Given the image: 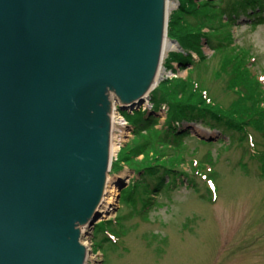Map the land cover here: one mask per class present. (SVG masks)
Here are the masks:
<instances>
[{
  "label": "water",
  "instance_id": "1",
  "mask_svg": "<svg viewBox=\"0 0 264 264\" xmlns=\"http://www.w3.org/2000/svg\"><path fill=\"white\" fill-rule=\"evenodd\" d=\"M167 1L0 0V264H84L80 226L101 217L110 168L108 94L122 110L149 99Z\"/></svg>",
  "mask_w": 264,
  "mask_h": 264
},
{
  "label": "rangeland",
  "instance_id": "2",
  "mask_svg": "<svg viewBox=\"0 0 264 264\" xmlns=\"http://www.w3.org/2000/svg\"><path fill=\"white\" fill-rule=\"evenodd\" d=\"M210 1L208 13L213 21L208 19L202 30L217 29L220 38L231 33L230 45L247 49L251 58H256H250L249 65H253V71L259 76H264V22H254L257 18L254 14L259 11L257 7H238L237 14L229 15L225 13L229 0ZM234 1L237 0H230ZM171 2L175 21L174 13L180 9L181 2ZM205 2L197 0L198 5ZM215 9L222 11L223 24L217 25L213 15ZM183 16L193 25L200 23L193 13L185 12ZM177 27L175 23L174 28ZM202 50L206 60L192 52L195 64L186 61L188 52L184 49L166 53L161 81L195 79L210 95L227 105L232 94L227 93L225 81L215 75L223 58L222 52L214 51L205 41ZM150 99L152 101V96ZM113 103L114 95L110 92L107 98L109 117ZM154 107L151 113L148 111L150 104L140 107L150 121L143 126L130 121L133 116H138L137 111L128 110L131 117L120 114L123 125L117 126L114 134L121 135L123 130L129 132L127 137H122L120 147L124 149L136 143L144 152L135 157L130 155L131 159L122 164L118 162V168L110 173L105 199L113 195L115 203L97 220V224L102 223L98 229L86 228L85 235L94 240L93 245L86 236L83 239L91 248L87 264H264V170L261 159L264 135L251 130V138L243 139L237 133L184 121L173 123V127L184 134L177 142L176 129H168L166 111ZM151 165L161 167L159 173L166 181L159 180L158 174L145 175L142 168ZM164 169H172L175 175L166 176ZM117 177L126 181L122 189L115 183ZM115 215L118 223L110 224L109 219ZM105 229L119 236L116 244L102 241ZM97 250L104 258L99 252L95 254Z\"/></svg>",
  "mask_w": 264,
  "mask_h": 264
},
{
  "label": "trees",
  "instance_id": "3",
  "mask_svg": "<svg viewBox=\"0 0 264 264\" xmlns=\"http://www.w3.org/2000/svg\"><path fill=\"white\" fill-rule=\"evenodd\" d=\"M205 1V3L198 5L197 0H180V9L174 13L175 21L174 16L171 17L169 37L178 40L183 49L188 52L185 59L189 64H195L192 52H196L203 61L206 60L202 50V42L204 41L214 51L222 52L223 58L215 75L218 79L225 81L226 91L232 94V100L226 105V103H222L210 95V92L197 80L185 78L184 80L175 79L161 83L152 93L153 104L159 108L161 104L167 103L169 107L167 121L170 124L168 128L170 131L176 129L173 127L174 122L195 121L211 129L237 133V136L243 139H247L251 135V130L264 135V84L259 75L253 71V65H249L253 57L251 58L247 49H237L230 45L229 42L233 40L231 33L224 34L223 38H220L217 37V33H219L217 29L209 32L202 30V27L207 25L208 19L211 23L213 21L208 13L211 1ZM225 7V13L229 15H232V12L237 14L238 7H251L253 9L257 7L256 9L259 11L254 14L257 16L254 22L257 24L264 22V0H237L234 2L229 0ZM216 9L213 10V15L217 18V25L223 24L221 20L222 11ZM185 12L193 13L198 17L200 23L193 25L187 22L183 16ZM175 23L178 25L177 28H174ZM225 42L227 45L224 44ZM123 114L131 117L128 112H123ZM135 114L138 116H133L130 121L136 126L147 125L150 122L145 113L135 112ZM182 132L177 129L174 131L177 142L180 139L179 136L184 135ZM143 152L141 146L132 143V145L122 149L121 158L124 160L127 156L124 160L126 162L131 159L130 155L135 157ZM146 153H149L148 150ZM261 159L264 170V151ZM118 166V164L115 165V169ZM160 168L151 165V167L142 168V171H145L146 176L158 174L159 180L161 178V180L166 181V177L159 173L162 170ZM165 173L166 176L175 175V171L172 169H167Z\"/></svg>",
  "mask_w": 264,
  "mask_h": 264
},
{
  "label": "bare ground",
  "instance_id": "4",
  "mask_svg": "<svg viewBox=\"0 0 264 264\" xmlns=\"http://www.w3.org/2000/svg\"><path fill=\"white\" fill-rule=\"evenodd\" d=\"M168 3V12L170 13V11L172 10V2L170 0L167 1ZM164 56L166 55V53H168L170 50H173V49H179V45L171 40H169L168 38L165 39V42H164ZM163 72L161 71V73L159 72V69L157 71V76H158V81L159 79H161V76H162ZM113 115L112 118H111V128L113 129V127L115 126L116 122H115V119H118L117 118V112L114 110V106L111 105V108H110V115ZM119 117V116H118ZM124 129V128H123ZM129 134L128 131H122V134L121 135H117L116 138H113V134H111V142H110V145H109V152H110V155H112L113 153H115V151L117 150L118 148V143L120 141L123 140L124 137H127ZM123 137V138H122ZM106 184V183H105ZM106 186V185H105ZM105 189V187H104ZM114 192V193H113ZM111 193H113L115 195V191L112 190ZM115 197L112 195L110 196L109 198H106L104 199V202L102 203V205L100 206V210L106 214L108 211H110L111 209V206L115 203ZM82 226V225H81ZM85 225L82 226V228L84 227ZM89 259V253L87 252L86 254V261Z\"/></svg>",
  "mask_w": 264,
  "mask_h": 264
}]
</instances>
